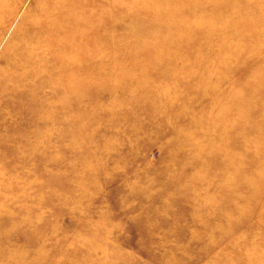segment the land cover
Listing matches in <instances>:
<instances>
[{
	"label": "rangeland",
	"instance_id": "1",
	"mask_svg": "<svg viewBox=\"0 0 264 264\" xmlns=\"http://www.w3.org/2000/svg\"><path fill=\"white\" fill-rule=\"evenodd\" d=\"M48 1L0 0V70ZM111 1L136 18L90 23L85 63L38 49L79 84L34 82L0 131V264H264V183L237 219L225 179L264 175V0Z\"/></svg>",
	"mask_w": 264,
	"mask_h": 264
},
{
	"label": "bare ground",
	"instance_id": "2",
	"mask_svg": "<svg viewBox=\"0 0 264 264\" xmlns=\"http://www.w3.org/2000/svg\"><path fill=\"white\" fill-rule=\"evenodd\" d=\"M116 6L117 4L114 3V1L102 3L100 0L99 2H97V0H49L47 3L40 5L37 10L36 15L39 16L38 21H29L26 25L25 23L19 25L16 34L24 31L28 37H16V42L12 46H9L11 57L8 59L3 58V61H1L3 67L2 70H0V131L11 121L15 120L14 116L16 113H12V110L20 106V96H22L23 93L32 92L31 85L34 82L41 81L40 84L43 87L53 84L54 89L59 90H61V88L71 90L76 83L79 84L78 76L73 77L68 73V69L71 66L67 62H61L59 66L54 67L59 70L58 73L61 75L60 79L57 80L55 78L47 80L45 76L43 77L41 73H47L48 69L52 68V66L46 59H43V55L38 49L47 50V47H52L54 48L52 52L64 57L69 55L70 52L77 50L80 51L82 62L85 63L84 59L86 56L84 54V47L87 44V33L91 26L90 23L97 27L110 23L113 25L117 24L119 23V21L117 22L118 13L123 17L136 18L137 12L133 10L135 6L133 3L130 2L122 8H117ZM159 7L160 6H158V8ZM244 8L245 7H243V9ZM117 10H121V12H117ZM214 10H217L216 5H214ZM162 15L165 17L166 11L158 12L156 15L157 18H152L154 30L159 29L157 31L170 34L175 33L176 26L171 23H165L166 21ZM150 24L151 21H148L146 24L147 29L149 26H152ZM138 28L137 25L134 26L133 32L136 33L137 31L138 33ZM175 35L178 36L177 33H175ZM101 40L96 41L99 42ZM167 44L172 45V39L168 40ZM182 59L184 58L182 57ZM83 67H85V65H82V68ZM235 105L241 108L242 101H236ZM260 107L261 110H264V103L261 104ZM222 113L227 114V111H223ZM221 119H223L222 114ZM243 123L247 125L244 132L251 134L253 131L251 128L254 127L252 123L254 122L249 121ZM262 130L263 131L259 133L258 137H261L260 135L264 132V127H262ZM226 145L227 142L224 135L218 137L215 146L218 156L225 155ZM244 162L245 161H241L240 165ZM238 164H236V162L234 164L232 159H228L227 164H225L226 169H230L227 170V175L225 177L226 185H228L226 187L229 192H235V201L241 207L237 210V219L244 213L243 211H246V207L253 203V196L260 192V187L264 183V175L258 181L240 176L242 172H239ZM251 164L256 166L255 162ZM240 177L245 185L244 187H247L244 195L236 194L235 191Z\"/></svg>",
	"mask_w": 264,
	"mask_h": 264
}]
</instances>
